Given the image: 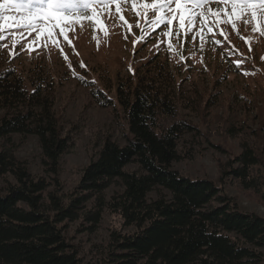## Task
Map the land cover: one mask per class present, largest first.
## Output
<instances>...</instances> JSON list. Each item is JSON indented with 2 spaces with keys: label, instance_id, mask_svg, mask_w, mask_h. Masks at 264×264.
Segmentation results:
<instances>
[{
  "label": "trees",
  "instance_id": "trees-1",
  "mask_svg": "<svg viewBox=\"0 0 264 264\" xmlns=\"http://www.w3.org/2000/svg\"><path fill=\"white\" fill-rule=\"evenodd\" d=\"M168 66L161 60L118 83L114 98L92 90L100 106L124 113L129 135L125 145L105 140L71 190L57 176L72 130L54 109L44 69L28 78L0 67V264H264V217L243 211L223 189L264 201V119L256 143L218 165V183L182 175L181 142L196 129L180 117L182 84ZM225 128L234 135L233 124ZM14 136L38 138L52 180L32 175ZM106 212L131 231L113 230L86 261L70 225L95 232Z\"/></svg>",
  "mask_w": 264,
  "mask_h": 264
},
{
  "label": "rangeland",
  "instance_id": "rangeland-1",
  "mask_svg": "<svg viewBox=\"0 0 264 264\" xmlns=\"http://www.w3.org/2000/svg\"><path fill=\"white\" fill-rule=\"evenodd\" d=\"M144 3L151 4L153 0L121 2L119 14L116 4L97 5L95 12L100 23L82 19L79 24L64 25L71 44L59 29L51 37L29 35L16 28L2 34L6 38L0 39V67L13 68L28 78L42 67L41 78L45 77L54 97V109L66 131L72 130V150L63 157L57 176L66 190L78 184L83 168L90 164L105 140L125 145L129 135L124 113L118 106H100L92 90L102 89L114 98L118 83L136 80L161 60L168 63L169 70L182 84L178 92L181 119L196 129L181 142V161L175 168L182 175L218 183V165L239 155L246 142L256 143V133L264 119V36L254 31L253 23L245 22L246 17L236 22L235 29L228 23H212L215 17L211 15L203 26L190 29L180 30L178 20L168 27L154 28L149 21L156 17L150 8L142 7ZM208 7L221 10V21L227 20L225 12H231L224 3ZM3 14L22 15L10 9L3 10ZM119 15L132 26L130 31L118 19ZM101 24L107 35L100 30ZM208 27L212 32L207 31ZM168 31L174 34H163ZM13 32L22 34L23 39L14 44ZM227 123L236 129L233 136L225 132ZM14 140L17 156L28 163L32 175L52 180L45 171L38 138L14 136ZM223 189L243 211L264 217V201L255 194H243L229 184ZM87 227L75 222L68 231V237L79 246L86 261L93 246L107 240L113 230L131 231L123 228L119 217L108 212L97 231L91 232Z\"/></svg>",
  "mask_w": 264,
  "mask_h": 264
},
{
  "label": "snow or ice",
  "instance_id": "snow-or-ice-1",
  "mask_svg": "<svg viewBox=\"0 0 264 264\" xmlns=\"http://www.w3.org/2000/svg\"><path fill=\"white\" fill-rule=\"evenodd\" d=\"M121 2H126V0H4L3 3H0V39H5L6 37L2 34L11 28L23 30L29 35L36 33L37 37H51L53 31L59 29L64 39L68 41L64 25L79 24L82 19H91L94 23H100L95 7L97 5L108 7L111 4H116V12L119 14ZM213 3H224L226 7L230 6L231 12L224 13L227 20H220V9L213 11L208 7ZM132 7L135 8L136 4L133 3ZM142 7L150 8L156 17L154 21H149L154 28L161 25L168 27L178 20L180 30L186 27L190 29L198 25L203 26L206 17L211 15L215 17L212 23H228L235 29L236 22L246 17L248 19L245 22L253 23L254 31L264 36V27H262L264 25V0H153L151 4H142ZM8 9L20 12L22 15L17 17L3 14V10ZM118 19L127 25L129 31L131 30L132 26L127 24L123 15H119ZM100 30H104L107 35L103 24L100 25ZM207 31L212 32V28L208 27ZM163 34L172 36L174 33L168 31ZM220 34L224 35L223 32ZM11 35L14 44L18 42V39H23L22 34L18 36L13 32ZM175 35L179 38L180 32L177 31ZM202 40L203 36L201 35ZM68 43L71 44V41ZM168 47L171 49L172 45L169 44Z\"/></svg>",
  "mask_w": 264,
  "mask_h": 264
}]
</instances>
